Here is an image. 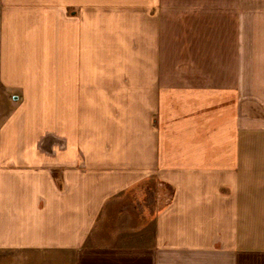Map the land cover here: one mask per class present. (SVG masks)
Wrapping results in <instances>:
<instances>
[{
	"label": "crops",
	"instance_id": "0c3cea01",
	"mask_svg": "<svg viewBox=\"0 0 264 264\" xmlns=\"http://www.w3.org/2000/svg\"><path fill=\"white\" fill-rule=\"evenodd\" d=\"M0 85V264H264V0H0Z\"/></svg>",
	"mask_w": 264,
	"mask_h": 264
},
{
	"label": "rangeland",
	"instance_id": "374dc122",
	"mask_svg": "<svg viewBox=\"0 0 264 264\" xmlns=\"http://www.w3.org/2000/svg\"><path fill=\"white\" fill-rule=\"evenodd\" d=\"M14 103L15 102L10 99L8 93L0 85V124L13 109ZM167 196H169L168 191Z\"/></svg>",
	"mask_w": 264,
	"mask_h": 264
},
{
	"label": "trees",
	"instance_id": "16d2710c",
	"mask_svg": "<svg viewBox=\"0 0 264 264\" xmlns=\"http://www.w3.org/2000/svg\"><path fill=\"white\" fill-rule=\"evenodd\" d=\"M167 191L169 192V195H170L171 194L170 190L168 189Z\"/></svg>",
	"mask_w": 264,
	"mask_h": 264
}]
</instances>
